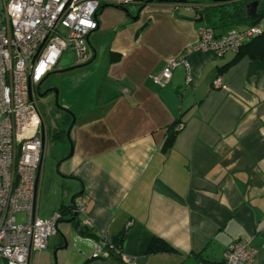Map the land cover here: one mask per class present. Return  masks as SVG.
Here are the masks:
<instances>
[{"label": "crops", "instance_id": "crops-1", "mask_svg": "<svg viewBox=\"0 0 264 264\" xmlns=\"http://www.w3.org/2000/svg\"><path fill=\"white\" fill-rule=\"evenodd\" d=\"M126 8L134 17L136 7ZM163 8L170 14V7ZM110 9L99 11L98 28L88 37V61L93 49L94 59L81 62L87 64L63 89L61 106L74 114L69 139L70 115H42L36 214L47 218L80 201L91 225L80 235L65 217L46 248L31 252L28 264H216L235 240L255 250L251 264H264V63L247 56L230 63L235 51L222 57L196 51L160 88L152 76L169 56L194 44L208 20L197 25L178 17L170 33L129 34L122 25L134 19L120 10L114 9L122 15H106L101 22ZM155 22L146 23L148 29ZM226 64L218 87L214 80ZM178 121L183 127L163 151ZM122 231L121 256L91 257L90 240L102 233L112 241ZM153 238L170 248L151 250ZM79 240L83 248L75 252Z\"/></svg>", "mask_w": 264, "mask_h": 264}, {"label": "built area", "instance_id": "built-area-1", "mask_svg": "<svg viewBox=\"0 0 264 264\" xmlns=\"http://www.w3.org/2000/svg\"><path fill=\"white\" fill-rule=\"evenodd\" d=\"M145 1V0H144ZM142 0H2L0 16V259L5 264H28L32 251L46 248L48 239L58 230L63 218L60 210L47 218L37 216V199L42 175L44 141L41 115L30 89L53 70L62 53L74 52L76 63L89 57L87 38L98 28L97 14L102 5L126 7ZM143 2V3H142ZM184 3L186 0H171ZM175 7H179L176 4ZM185 8L196 12L199 6ZM264 32V19L245 29L231 28L221 37L210 25L197 31V41L183 51L169 56L153 82L164 87L172 71L187 66L186 56L210 50L216 57L237 51L243 42ZM222 86V77L214 80ZM35 92V91H34ZM183 127L178 122L175 129ZM23 212L18 221L15 214ZM81 225L90 226L85 205L78 201L73 208ZM106 237L90 240L91 257L106 256ZM255 250L248 241L235 240L216 264H251ZM126 262H129L127 259ZM206 264V263H201Z\"/></svg>", "mask_w": 264, "mask_h": 264}, {"label": "rangeland", "instance_id": "rangeland-1", "mask_svg": "<svg viewBox=\"0 0 264 264\" xmlns=\"http://www.w3.org/2000/svg\"><path fill=\"white\" fill-rule=\"evenodd\" d=\"M176 4H179V7H175ZM214 4H215V2H213L211 0H187L184 3L154 2V3L150 4L152 6L149 10H147L145 12L146 14H144V15L140 14L136 19H134V21L128 20L124 25H122V26H124L122 28V31H124L125 33H129V34L131 32L133 33L136 31H139V32L146 31L145 35L151 34V33L156 32V31L163 33V31H161V30H164V32L166 31L167 33H170L171 31L174 30V27H175L174 22L179 19L178 17H189V18L194 17V14H195L194 11L185 8L188 5H195V6L197 5L199 7H201V6L205 7L203 9L204 20L207 19L205 16H209L212 19V21H214L215 17H216L215 14H217L219 12L218 9L220 8L219 6L214 5ZM261 4H264V0H261ZM131 5L136 7V11L134 12V15H136L138 8L140 7L141 4L133 3ZM164 6L170 7L169 8L170 12H168L170 14H167L165 11H163ZM2 10H3V3H2V0H0V16H2L1 15ZM175 10L178 13L177 16L174 15ZM113 14L116 16L122 15L119 11L114 10V9H110L109 12H107V10H105L103 12V14L101 15V22L102 23L104 22V18H103L104 16H106V15L114 16ZM118 17H121V16H118ZM112 19H115V18H110V20H112ZM155 19H157L158 20L157 22H159V23L148 29L149 26L147 24H149L151 22H155L154 21ZM157 22H155V23H157ZM210 22L211 21H208L207 24L210 25ZM155 23H153V25ZM203 23H206V21H203L201 23H197V25H201ZM118 27H120V26H118ZM112 30H114V29H112ZM96 36H98V35H96V33L92 34L90 36V40H91V43L94 46V48H95V46H97L96 45V39H95ZM108 40H109V37L103 38L102 45L106 47L108 45ZM89 53H90V49H89ZM78 64H80V63H76L74 52L71 49L64 51L62 53L57 65H56V67L49 73V75L46 77V79L42 83V86H41L42 89H45L48 87L58 88V90H59L58 91V105L63 104L62 97H63L64 87L66 85H68L69 83H71L73 78L78 76V75H76V73L80 72L82 70V67L75 68L73 70L62 72L59 74L54 73V71L64 69V68L69 67V66L78 65ZM81 64H83V63H81ZM160 88H162V87H160ZM36 96H37V94H36ZM64 97H65V94H64ZM49 101L52 102L53 98H45L43 100H40V99H38V96H37L36 105H37L38 110L41 113H43V115L45 114L47 102H49ZM50 105H51L50 106L51 111L54 112L53 108H57V106H55V104H54V101L52 102V104L50 103ZM49 162H50V156H48V151H46V166L47 167L49 165ZM15 216L17 217L18 221H20V219H22L24 217V213L23 212H17L15 214ZM80 217H82V216H80ZM75 248H76V250H75ZM75 248L73 247V250L75 252H78V250H80V248H83V244H82V242H80V240L78 241L77 246Z\"/></svg>", "mask_w": 264, "mask_h": 264}, {"label": "trees", "instance_id": "trees-1", "mask_svg": "<svg viewBox=\"0 0 264 264\" xmlns=\"http://www.w3.org/2000/svg\"><path fill=\"white\" fill-rule=\"evenodd\" d=\"M211 1L215 2L214 5L220 7L218 9L219 12L215 14L216 17L214 21H212V19L209 16H205V17L207 18L206 20L212 22V23L210 22L211 23L210 26L214 29L215 35L217 37H221L231 28L235 27L238 29H245L248 26L254 25L260 22L262 19H264V4H261V0H257L259 6H257V13L254 16H248L245 13V6L247 5V3L251 2L250 0H211ZM204 8L205 7L202 6L199 7V10H197L195 13L197 15L199 14L202 15L203 19H204V14H203ZM216 27L217 29H221V30L216 32ZM235 52H236V56L233 58V60L230 63L238 59L239 56H247L251 59H257L260 60L262 63H264V32H262L260 35L250 38L246 42H243ZM227 65L228 64H226L222 69L219 70L218 76H221V74H223L225 67ZM178 122L172 125L173 130L170 129L168 136L165 138L162 146L163 151H166L171 147L175 134L178 131L176 129L174 130V126ZM54 133L55 132L53 131V135L55 136L56 134ZM59 210L63 218L66 217V215H69V211H67L63 206L60 207ZM123 238H124V232L122 231V234L120 236H117L112 241H108V246L106 247V251L108 252L109 255L114 254L116 256H121L120 252H121V245ZM149 247L151 250H154L157 247H159L160 249L170 248L168 244L158 240L157 238L152 239V242Z\"/></svg>", "mask_w": 264, "mask_h": 264}, {"label": "water", "instance_id": "water-1", "mask_svg": "<svg viewBox=\"0 0 264 264\" xmlns=\"http://www.w3.org/2000/svg\"><path fill=\"white\" fill-rule=\"evenodd\" d=\"M170 1L171 0H145L144 3H143V5L145 6L146 4L152 3V2H170ZM143 5H141V6H143ZM257 6H258V1L257 0H254V1H251V2L247 3V5L245 6V13H246V15H248V16H254L257 13ZM105 7H111V8L120 10L123 13L129 15L128 10H127L126 7L119 6V5H102V6H100V10H103ZM140 10H141V7L139 8V11ZM138 12L136 13V15H134V17L133 16H130V15H129V17L131 19H136L139 16ZM174 15H176V16L178 15V13H177L176 10L174 11ZM184 18H189V17H184ZM190 19H193V20H195L197 22H201L203 20V17H202V15L199 14L198 17H193V18H190ZM87 43H88V46H90V43H89V39L88 38H87ZM94 52H95V50L93 49V55H92L91 59L87 63L91 62L94 59V57H95V53ZM87 63L69 66V67H66L64 69H60V70L54 71V73L59 74V73H62V72H66V71L73 70L75 68H80V67L85 66ZM46 77H44L34 87V91L36 92V94L39 97H42L45 93H47L49 91L53 92L54 93V103H55V105L58 108L62 109L63 111L67 112L72 117L71 123H70V125H69V127H68V129L66 131V135H67V137L69 139L70 129H71L73 123H74V114H73V112L71 110H68L66 108L64 109V107H62L61 105H58V88H56V87H48L42 93H39L40 92L39 90H40L41 84L46 79ZM32 97H33V91H32V89H30L29 99L32 100ZM43 130H44V127H43V123H42L41 124V136H42V140L44 141V131ZM71 150L72 149L70 147V152L68 153V156H70ZM71 204H72V202H71ZM76 216H77V213H73L68 219H65L64 222L65 223H68V224H71L72 225V228L74 230H76L78 232V234L82 235L86 231H88L89 227L88 226H85V225H81V223H80L81 220L78 219V218H76ZM65 243H66V241H65Z\"/></svg>", "mask_w": 264, "mask_h": 264}, {"label": "flooded vegetation", "instance_id": "flooded-vegetation-1", "mask_svg": "<svg viewBox=\"0 0 264 264\" xmlns=\"http://www.w3.org/2000/svg\"><path fill=\"white\" fill-rule=\"evenodd\" d=\"M250 1H254V0H250ZM141 7V10L139 11V8ZM140 7L138 8V14H140L142 11H143V9H144V5L143 6H141L140 5ZM41 86H42V84H41ZM46 89V88H45ZM45 89H42L41 87H40V92L39 93H42ZM38 96V95H37ZM37 96H36V92H34L33 91V97H32V101H35V103H36V99H37ZM45 98H53V101H54V93L53 92H51V91H49V92H47V93H45L42 97H39L38 96V99H40V100H43V99H45ZM52 101V102H53ZM52 102L51 101H49V102H47V106H46V110H49V111H51V105H50V103L52 104ZM55 104V103H54ZM56 106V105H55ZM36 107H37V105H36ZM38 109V108H37ZM54 109V112L55 113H58V112H62V109H60V108H53ZM39 111V110H38ZM40 112V111H39ZM65 114H68L67 112H65V111H63ZM40 115H41V120H42V115H43V113H41L40 112ZM69 115V114H68ZM53 122H54V125L55 126H58L59 124H58V119H55V118H53ZM41 124H42V122H41ZM70 125V124H69ZM69 125H68V127H69ZM68 127H67V129H68ZM72 128V127H71ZM67 131V130H66ZM70 131H71V129H70ZM76 202H78V201H72V204L70 203V204H68V205H65V206H63L67 211H69V215H66V218L68 219L73 213H76V212H73V208L75 207V204H76ZM80 216H79V214L77 213V216H76V218H78V219H80L81 220V217L79 218ZM65 218V217H64ZM64 218H62L61 219V221L62 220H64ZM65 218V219H66Z\"/></svg>", "mask_w": 264, "mask_h": 264}]
</instances>
